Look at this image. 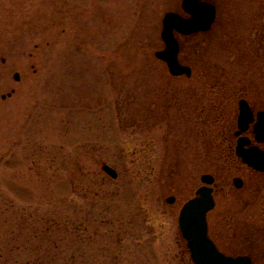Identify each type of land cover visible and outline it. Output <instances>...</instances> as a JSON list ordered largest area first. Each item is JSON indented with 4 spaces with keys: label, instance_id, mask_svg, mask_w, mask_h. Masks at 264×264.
I'll return each mask as SVG.
<instances>
[{
    "label": "rangeland",
    "instance_id": "374dc122",
    "mask_svg": "<svg viewBox=\"0 0 264 264\" xmlns=\"http://www.w3.org/2000/svg\"><path fill=\"white\" fill-rule=\"evenodd\" d=\"M209 1L217 22L189 59L193 82L205 80L207 89L202 95L195 83L190 97L199 104L207 94L212 104L211 95L239 90L258 109L264 0ZM180 3L0 0V264L39 255L47 264H192L179 211L202 175L221 182L231 168L217 151L219 108L209 110L207 125L195 121L196 110L186 121L178 120L182 111L154 118L150 110L172 105L184 87L154 57L162 18ZM262 185L245 198L251 216L264 200ZM222 193L216 199L227 205L240 199ZM211 236L233 256L264 249V235Z\"/></svg>",
    "mask_w": 264,
    "mask_h": 264
},
{
    "label": "flooded vegetation",
    "instance_id": "af4514ba",
    "mask_svg": "<svg viewBox=\"0 0 264 264\" xmlns=\"http://www.w3.org/2000/svg\"><path fill=\"white\" fill-rule=\"evenodd\" d=\"M206 2L210 3L215 8V20L211 26V28L205 32L195 33L191 35H181L179 33H174V37L178 44V62L181 66L189 68V75H181V76H173L168 72L166 64L158 59L156 57L157 53L163 52L165 49V44L161 38V30H160V48L154 53V57L156 60L161 62L164 67L166 68L168 72V77L170 79H175L178 82V85H183L181 87L179 92L176 94H173V104H156V107L154 109H150L153 111V113H156L153 115L154 118L159 117L160 111H165L174 113V111H182L181 116H179L178 120L184 119L185 121L191 120V116L194 114L195 110L197 112L196 120L199 125H207L208 122V115L209 110L219 108L221 111V119H220V146L217 148V151H219V155H221L222 158L226 159V161L229 164H226L229 168H231L226 174V178H223L224 180L218 181L217 178L214 175H210L213 179V183L210 186L212 188V195L214 198V208L207 214V230L208 235L210 236L211 240L214 242L216 247L221 251L222 253L233 256L232 254H228L226 251L221 249L219 243L211 236V235H264V225H256L257 220L260 222H264V200L261 201L259 207V211H257V208L255 209L256 212L253 216H251V200L245 199L246 197L251 195V192L256 188L257 185L263 184L264 186V172H259L251 167L246 166L241 162V160L238 158L236 153V148L238 145L239 139H244L247 142V146L245 149L250 150L251 147H258L261 151L264 152V143H257L255 140V134H254V125L257 123V114L258 113H264V106L256 107L254 106V103L251 100V93L247 94L245 96L239 97L238 92L242 91H231V94H227L225 90H221L220 92L215 93L214 95L210 96V100L214 101L212 104H208V95L202 96L207 89L206 81H199L195 82L198 84V88L201 90L202 95L198 97V103H194V100L192 99V96L195 91L196 86H194L193 82V67L191 63L189 62L190 59V52L196 50L198 47H203L206 42L207 35L211 33V31L214 29V26L217 22V9L214 4H212L209 0H206ZM176 14H179L181 17L187 18V16L182 12L181 9V3H180V10L179 11H170ZM162 21H161V29H162ZM5 60L2 59V62ZM207 79V78H206ZM195 80H201V78L195 79ZM217 84V83H216ZM219 84V83H218ZM217 84V85H218ZM216 86V85H215ZM189 88H192L189 89ZM227 90V89H226ZM193 94H192V93ZM13 94V91L10 93ZM10 95V96H11ZM238 97V98H237ZM237 98V99H236ZM2 99H6L3 98ZM192 99V100H191ZM160 101V99L158 100ZM193 101V102H192ZM243 101L247 104L250 112L252 111L253 114V122L248 124L245 131H241L238 127V117H239V103ZM228 102V103H227ZM233 102V103H232ZM236 106V109H235ZM236 112L234 118H232L231 122L230 119L226 120L224 112H227L229 109H233ZM190 111H192L190 115ZM158 114V115H157ZM219 116V117H220ZM186 118V119H185ZM175 120V119H174ZM177 120V121H178ZM160 122V119L158 120ZM184 121V122H185ZM226 124L232 125L231 128H228L225 130ZM224 149V150H221ZM230 161V162H229ZM237 164V165H235ZM231 167H230V166ZM204 176V175H202ZM201 176V177H202ZM200 177V182H201ZM238 180L240 182V187L237 188L234 185V181ZM202 186V184H201ZM199 186L198 188H200ZM197 188V189H198ZM196 189V190H197ZM224 190H228V192H236L240 199L237 201H234L233 204H226L223 203L221 200L217 201L216 198H218V195H222ZM195 194V193H194ZM172 199V203H167V199ZM260 201V200H258ZM257 201V205L258 202ZM165 202L172 206L175 204L176 199L175 196H169L166 198ZM259 212V215L258 213ZM258 216V219L254 221L251 225V217L256 218ZM245 217H248L249 220L246 221ZM251 229L253 231H251ZM252 244L254 245V240L252 241ZM259 253V254H258ZM254 255V256H253ZM255 255L264 256V249L258 250V252L250 255H237V256H248L252 262V264H256V258Z\"/></svg>",
    "mask_w": 264,
    "mask_h": 264
},
{
    "label": "water",
    "instance_id": "95a60500",
    "mask_svg": "<svg viewBox=\"0 0 264 264\" xmlns=\"http://www.w3.org/2000/svg\"><path fill=\"white\" fill-rule=\"evenodd\" d=\"M183 11L189 15L184 19L178 14L168 13L163 18L162 39L165 50L157 53L156 57L164 61L168 71L173 76L189 75V68L182 67L178 62V44L174 33L191 35L209 30L215 20V8L206 3L205 0H183ZM14 79L19 80V75L15 74ZM4 98V97H3ZM257 123L254 125L255 140L257 143H264V113H258ZM253 122V114L247 104L243 101L239 103L238 127L245 131L248 124ZM247 142L239 139L236 153L241 162L252 169L264 172V152L258 147L245 149ZM102 171L111 177L117 178L114 169L107 165L102 166ZM204 186L200 187L195 196L187 201L181 208L178 216V228L180 236L185 242L190 260L193 264H252L248 256H227L216 247L208 236L207 214L214 208L212 196L213 179L209 175L201 177ZM234 185L239 188L240 182L234 181ZM167 203H172V199H167Z\"/></svg>",
    "mask_w": 264,
    "mask_h": 264
},
{
    "label": "trees",
    "instance_id": "16d2710c",
    "mask_svg": "<svg viewBox=\"0 0 264 264\" xmlns=\"http://www.w3.org/2000/svg\"><path fill=\"white\" fill-rule=\"evenodd\" d=\"M44 236H46V235H44ZM47 237V236H46ZM54 243L55 244H57L58 245V243H57V241H54ZM12 258H9L8 260L10 261ZM48 260L49 259H47L46 257H43V256H38L35 260H34V262H27V263H25V264H47V262H48Z\"/></svg>",
    "mask_w": 264,
    "mask_h": 264
}]
</instances>
